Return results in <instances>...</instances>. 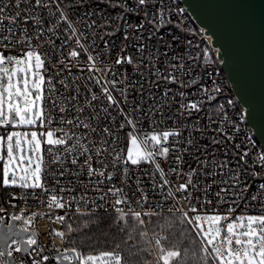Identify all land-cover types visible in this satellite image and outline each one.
I'll return each mask as SVG.
<instances>
[{"label":"snow or ice","instance_id":"snow-or-ice-1","mask_svg":"<svg viewBox=\"0 0 264 264\" xmlns=\"http://www.w3.org/2000/svg\"><path fill=\"white\" fill-rule=\"evenodd\" d=\"M200 9L0 0V264H264V7Z\"/></svg>","mask_w":264,"mask_h":264},{"label":"built area","instance_id":"built-area-1","mask_svg":"<svg viewBox=\"0 0 264 264\" xmlns=\"http://www.w3.org/2000/svg\"><path fill=\"white\" fill-rule=\"evenodd\" d=\"M173 2L177 4L179 8L184 10L183 16L180 18H182L187 23L188 27L194 28L197 31H199L200 27L194 22V20L186 12L185 8L181 5V3L178 0H173ZM172 19L173 21H175L178 19V17L174 15ZM159 35L163 37V40L159 41L161 45L170 43L173 48H178L179 51H183L186 41L188 39H192V37L187 36L185 33L181 32L178 28L174 27L173 25H167L166 27L162 28ZM174 37H177V39H174ZM200 38L201 37L199 36L195 37L194 42L199 41ZM117 42L119 43V41ZM153 43L154 44L157 43L156 38L153 39ZM164 50L165 49L161 47V52H163ZM73 71H75V69H73ZM208 83H210V81ZM125 190L129 191V194L131 195V191L129 189L126 188ZM213 191H215V189H213ZM0 198H7V192L0 193ZM29 208L30 210H36L35 202H33L32 200H29ZM59 214H63V213L61 212ZM53 228H59V225L56 223H50L47 218H37L35 220L33 230L37 232L38 241L41 246L47 245L48 247H51L54 245L56 247H61L60 239L51 236L49 233V229H53ZM21 258H27V257H21V256L17 257V259H21ZM29 264H30V260H29Z\"/></svg>","mask_w":264,"mask_h":264},{"label":"water","instance_id":"water-1","mask_svg":"<svg viewBox=\"0 0 264 264\" xmlns=\"http://www.w3.org/2000/svg\"><path fill=\"white\" fill-rule=\"evenodd\" d=\"M181 5L185 8L186 12L190 15V17L194 20V22L201 27L200 19H198V15L200 14V5L210 2V0H178ZM257 10L259 8L264 7V0H251ZM235 99H239L238 97H234ZM252 134H255L257 139H260L261 142H264V138H261L258 131L256 129H252Z\"/></svg>","mask_w":264,"mask_h":264},{"label":"trees","instance_id":"trees-1","mask_svg":"<svg viewBox=\"0 0 264 264\" xmlns=\"http://www.w3.org/2000/svg\"><path fill=\"white\" fill-rule=\"evenodd\" d=\"M108 222L109 221H108L107 217H105L104 224L101 225V228L100 229L93 228L91 234L99 237L100 236V233L103 231L104 227L107 225ZM85 239H86V237H85ZM101 246H103V245H101ZM148 259L149 260H152V259H154V257L153 256H149Z\"/></svg>","mask_w":264,"mask_h":264},{"label":"rangeland","instance_id":"rangeland-1","mask_svg":"<svg viewBox=\"0 0 264 264\" xmlns=\"http://www.w3.org/2000/svg\"><path fill=\"white\" fill-rule=\"evenodd\" d=\"M153 257H154V254H153Z\"/></svg>","mask_w":264,"mask_h":264}]
</instances>
